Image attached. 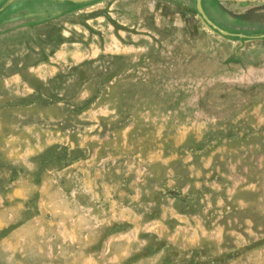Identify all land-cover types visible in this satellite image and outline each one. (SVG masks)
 Instances as JSON below:
<instances>
[{
  "label": "rangeland",
  "instance_id": "1",
  "mask_svg": "<svg viewBox=\"0 0 264 264\" xmlns=\"http://www.w3.org/2000/svg\"><path fill=\"white\" fill-rule=\"evenodd\" d=\"M9 1L0 264H264V0Z\"/></svg>",
  "mask_w": 264,
  "mask_h": 264
},
{
  "label": "flooded vegetation",
  "instance_id": "2",
  "mask_svg": "<svg viewBox=\"0 0 264 264\" xmlns=\"http://www.w3.org/2000/svg\"><path fill=\"white\" fill-rule=\"evenodd\" d=\"M13 0L9 1V3L7 2L6 5H4L3 9H5V7H7ZM200 6H201V9H202V16H203V19L205 20V22L207 24H209L212 28H214L215 30H218L221 34H224V35H228V33H226V31H224L221 27H219L217 24H215L214 21H212L210 19V17H208L206 15V12L204 10V3L202 0H200Z\"/></svg>",
  "mask_w": 264,
  "mask_h": 264
},
{
  "label": "water",
  "instance_id": "3",
  "mask_svg": "<svg viewBox=\"0 0 264 264\" xmlns=\"http://www.w3.org/2000/svg\"><path fill=\"white\" fill-rule=\"evenodd\" d=\"M75 1H76V0H75ZM197 6H198V10H199V12L202 13V9H201V6H200V2H199V0H198V4H197Z\"/></svg>",
  "mask_w": 264,
  "mask_h": 264
}]
</instances>
